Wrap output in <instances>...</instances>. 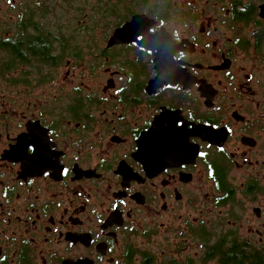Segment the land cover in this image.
Listing matches in <instances>:
<instances>
[{"label": "flooded vegetation", "instance_id": "1", "mask_svg": "<svg viewBox=\"0 0 264 264\" xmlns=\"http://www.w3.org/2000/svg\"><path fill=\"white\" fill-rule=\"evenodd\" d=\"M49 6L0 0V264H157L213 222L260 243L264 0Z\"/></svg>", "mask_w": 264, "mask_h": 264}, {"label": "rangeland", "instance_id": "2", "mask_svg": "<svg viewBox=\"0 0 264 264\" xmlns=\"http://www.w3.org/2000/svg\"><path fill=\"white\" fill-rule=\"evenodd\" d=\"M50 2V6L49 7H55L57 9V11L54 12V14L57 13V23L58 25H74L75 24H85L87 25V23L84 20L85 17V13L89 15L90 19V23H91V19L94 21L96 20V23H98V15L100 12H106L109 13L108 10L113 9L114 7L120 6L122 7V9H125L124 7H131L132 5H130L129 0H110L109 2L107 0H49ZM68 4H67V3ZM111 5L112 4V8H106L105 6ZM153 2V0L151 1ZM47 18H49V20H52V15L48 16ZM49 23V21L47 22ZM234 212H238L239 210L237 208L233 209ZM253 219L256 220V218L253 215ZM260 222L262 223L263 226H260V224L257 223V228L260 229V232L263 233L264 232V216L263 219L260 220ZM255 224V225H254ZM210 225H205L204 226V230L205 234H201L199 232V230H192L191 234L189 233L188 236H186L187 241L181 242V248L182 250L178 253L174 250L175 247L172 248L173 245L171 244H166L165 243V252L164 254H160L159 251H156L154 249L151 248V246L147 247L149 248L152 252H154L155 254H151L153 257H156L157 260V264H162L164 261H168L167 259L169 257H167L165 254L171 255L170 259H174L179 261L181 264H203L202 262H200V258L202 256V253L204 251V248L201 245H205L208 243L207 240H211V242H214L218 237L221 236V234H223L225 231L229 230L230 228H221L218 225H215V222L212 223L211 227L209 228ZM246 225H244V229H243V234L246 235L247 234V228L245 227ZM248 226L250 227V229L252 230L254 227H256V222H252L249 223ZM199 232V236L197 235V233ZM209 235V238H204L205 240L202 241L201 240L204 236ZM256 236V235H255ZM245 238V236H243ZM253 240V243H258V241L256 239H252L251 237V241ZM261 242V241H260ZM187 243L189 245H187ZM208 246V245H207ZM200 250V251H199ZM163 255H165V259L162 257ZM207 264H215V262H209Z\"/></svg>", "mask_w": 264, "mask_h": 264}, {"label": "trees", "instance_id": "3", "mask_svg": "<svg viewBox=\"0 0 264 264\" xmlns=\"http://www.w3.org/2000/svg\"><path fill=\"white\" fill-rule=\"evenodd\" d=\"M108 2L110 0H107ZM129 0L131 7H124V12L132 9H147L149 7H164L165 0ZM105 6L106 8H112V4ZM67 3V2H66ZM68 4V3H67ZM121 8L120 6L114 8ZM201 234H205L202 231ZM209 238V235L204 236ZM208 243L201 245L204 248L200 262L207 264L209 262H215V264H264V239L260 243H253V240L247 238H239L237 233H233V229L225 231L214 242L207 240ZM208 245V246H207ZM164 264H181L174 259H167ZM184 264V263H183ZM190 264V262H189Z\"/></svg>", "mask_w": 264, "mask_h": 264}, {"label": "water", "instance_id": "4", "mask_svg": "<svg viewBox=\"0 0 264 264\" xmlns=\"http://www.w3.org/2000/svg\"><path fill=\"white\" fill-rule=\"evenodd\" d=\"M146 19L147 18L145 15H135L132 17L131 21L125 24V26L122 29H120L118 32L123 31L126 27H129L130 25L142 22L143 20H146Z\"/></svg>", "mask_w": 264, "mask_h": 264}]
</instances>
